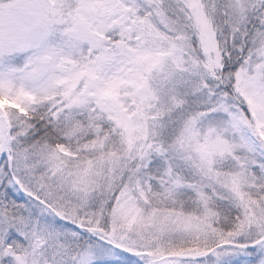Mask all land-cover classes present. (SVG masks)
Listing matches in <instances>:
<instances>
[{
  "label": "snow or ice",
  "instance_id": "snow-or-ice-1",
  "mask_svg": "<svg viewBox=\"0 0 264 264\" xmlns=\"http://www.w3.org/2000/svg\"><path fill=\"white\" fill-rule=\"evenodd\" d=\"M0 264H264V0H0Z\"/></svg>",
  "mask_w": 264,
  "mask_h": 264
}]
</instances>
